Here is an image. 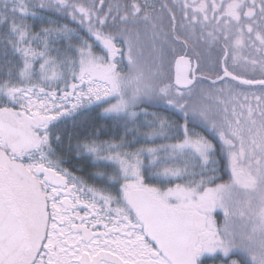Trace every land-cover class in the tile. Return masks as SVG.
<instances>
[{
	"label": "snow or ice",
	"instance_id": "snow-or-ice-1",
	"mask_svg": "<svg viewBox=\"0 0 264 264\" xmlns=\"http://www.w3.org/2000/svg\"><path fill=\"white\" fill-rule=\"evenodd\" d=\"M176 3L185 21L181 34L176 14L162 5L174 41L188 47L182 34L199 32L210 43L223 42L225 59L232 48L233 64L243 59L264 70V0ZM103 5L0 0V264H204L215 254L230 264H264V93H253L254 103L231 88L197 93L195 69L184 55L177 64L192 76L185 71L175 84L158 82L144 56L149 44L162 55L156 44L168 36L155 3L115 0L107 11ZM46 10L70 16L77 26H54ZM29 20L40 23L38 31ZM245 46L260 59L239 56ZM9 53L18 59H8ZM224 74L264 85L233 76L227 67ZM141 103L162 111L137 112ZM92 106L125 128L119 142L88 138L75 146L91 157L93 178L106 184L100 188L62 166L56 132L62 117ZM177 113L183 124L172 119ZM140 116L148 129L142 133ZM76 192L88 197L92 221L87 212L75 214L79 223L69 215L80 202ZM216 209L223 212V227L213 218ZM104 218L114 226L95 233Z\"/></svg>",
	"mask_w": 264,
	"mask_h": 264
},
{
	"label": "trees",
	"instance_id": "trees-1",
	"mask_svg": "<svg viewBox=\"0 0 264 264\" xmlns=\"http://www.w3.org/2000/svg\"><path fill=\"white\" fill-rule=\"evenodd\" d=\"M71 2H82L89 3L90 0H71ZM115 0H105L103 5L104 11H107V5L109 3H113ZM124 3L130 2V0H122ZM156 5V15L163 16V31L168 34L166 41H157L156 48L162 49V55H157L156 52L153 53L151 57V65L152 72L157 74V81L162 83H170L173 84V63L174 59L177 55L184 52L185 46L181 42H176L172 39V33L170 28V17L168 11H164L162 5L167 4L172 11L176 14V25H177V34H181L180 25L185 21L181 15V10L179 5L176 3V0H152ZM200 0H196V3H199ZM259 2V0H257ZM188 3H193V0H188ZM167 10V9H165ZM45 16L50 17L52 20L57 21V24L54 26H59L60 24H68L69 27H76V23L71 20L70 16H65L62 13H58L52 10H46L43 13ZM29 23H33L35 30H39L41 27L38 21L29 20ZM44 27L49 26L48 24H44ZM187 38L189 40L190 52L192 55L196 56L200 61V71L207 75L216 76L221 72V58L224 55L223 42H208L205 39L199 37V32L195 36H192L190 33H183L182 40ZM56 47H62L61 44H57ZM229 58L228 65L229 67L236 73L247 74V75H263L264 70L261 69L260 65L257 64L255 66L251 64L245 63L242 59L240 62L233 64V57L237 54L232 48H229ZM239 56L245 57L248 60L251 59H260L259 53H257L251 47H243L239 50ZM8 59L13 61L17 60L18 57H13L11 53H9ZM3 62V57L0 56V63ZM15 71V69H14ZM167 80V81H166ZM165 81V82H164ZM199 87L197 88V93H199V89H206L212 95H219V89H235L238 92H242L245 95H248L250 103H254L252 100V94L261 95L264 93V87H242L234 83L233 81L227 79L219 83H210L205 80H199L197 83ZM223 99V97H221ZM194 102L199 101L200 97L198 95L193 97ZM242 100V97H241ZM203 103L210 104L213 108H215V104L212 101L204 100ZM140 106L147 108L148 112H161L162 109L157 107H152L148 103H141ZM165 115H169V113L165 112ZM140 116L139 118H141ZM142 120L137 121L138 132H146L147 128L141 126ZM150 120L151 117L149 116ZM172 119L176 122L183 124V118L180 114H173ZM59 123V128L56 130L57 134L61 136L62 141H69L73 146L77 144V142H84L86 139H96L99 141H116L119 142L120 138L125 135L124 122L120 121L117 123L111 117H107L102 113V109L97 108L95 106L90 108H81L77 111L72 118H61V122ZM189 127H192L191 123ZM128 128H133V124L129 122ZM198 130L202 131L209 139L213 140V143L216 144L218 141L213 139V136L206 131L204 128L199 127ZM128 140H132V135L129 134L127 136ZM175 140L163 141L157 140L156 143H174ZM141 145L137 144L136 147H140ZM151 146V145H149ZM132 150V149H129ZM224 167V161H221V169ZM221 175L225 180L228 179L227 175L223 171H221ZM104 183V182H103ZM102 182L99 183L97 181V185H102ZM155 183V182H153ZM105 184V183H104ZM164 186V185H159ZM231 259L240 260V256L232 255ZM211 261L213 264H230L229 259L223 257L220 254L214 255L213 258L204 259V264Z\"/></svg>",
	"mask_w": 264,
	"mask_h": 264
},
{
	"label": "flooded vegetation",
	"instance_id": "flooded-vegetation-1",
	"mask_svg": "<svg viewBox=\"0 0 264 264\" xmlns=\"http://www.w3.org/2000/svg\"><path fill=\"white\" fill-rule=\"evenodd\" d=\"M160 1H164V0H160ZM104 3H105V0H104ZM97 6L100 7V5H97ZM66 142L69 143V141H63V144L61 148L58 149V152H60L61 150H64L65 147L63 146L66 145ZM53 146L55 147L56 145L54 144ZM60 154L63 156V159H64V163L62 164V166L66 168L68 171H70L71 173H73L75 176L82 178L88 186L97 187V181L101 183V180L93 178V173L97 171V168L94 166L93 161L90 156L84 153H62L60 152ZM65 195L67 196V200L69 202H73L72 194H69L66 192ZM75 195L80 197V202L76 205L75 209H73L69 213V215L72 216L73 218V222L74 223L80 222L76 218L75 214L84 216L85 212L88 213V216L86 217V219L88 221H92L94 213L92 212L91 209H88L85 207V203L87 202L88 197L82 195L79 192H76ZM97 208H99V205H97ZM105 224H108L109 228H112L114 226L113 223L109 222L108 218H104L100 223L96 224L95 227L92 228V230L97 234L103 233L106 231L104 228ZM213 256H208V257H205L204 259L207 260V259L213 258ZM207 264H213V263L209 261L207 262Z\"/></svg>",
	"mask_w": 264,
	"mask_h": 264
},
{
	"label": "water",
	"instance_id": "water-1",
	"mask_svg": "<svg viewBox=\"0 0 264 264\" xmlns=\"http://www.w3.org/2000/svg\"><path fill=\"white\" fill-rule=\"evenodd\" d=\"M181 55H184L185 58L188 61H190L191 68L195 69V77H196V80L194 81L195 84L201 79L205 80L207 82H210V83H213V82L219 83V82H222L224 80L229 79V80L233 81L234 83H236L237 85L242 86V87H264V85H260V84H251V85L243 84V83H241V81L233 80L231 76H226L224 74V68L227 67L228 71L231 72L233 74V76H240L243 80H254V81L264 80L263 75L251 76V75H247V74H240V73L234 72L228 65L229 50H228V58L225 59V52L221 58V72L219 75L212 76V75H207V74L203 73L202 71H200L199 59L196 56L191 54L189 46L185 47L184 52L177 55L174 59V63H173V84H175L176 77H177L178 73L183 75L185 73V71H187V74L189 75V77L192 76L191 69L186 70L183 63H180L179 65L177 64V61L179 60ZM217 77H220L221 79H217ZM215 83H213V84H215ZM177 87H180L183 90L182 85H178Z\"/></svg>",
	"mask_w": 264,
	"mask_h": 264
},
{
	"label": "rangeland",
	"instance_id": "rangeland-1",
	"mask_svg": "<svg viewBox=\"0 0 264 264\" xmlns=\"http://www.w3.org/2000/svg\"><path fill=\"white\" fill-rule=\"evenodd\" d=\"M164 9V8H163ZM164 11H167V10H165L164 9ZM120 45L118 44V47H119ZM153 53H154V51H153V48H152V46L149 44V46L148 47H146L145 48V50H144V56H145V59H146V61H147V66H148V68L152 71V65H151V57H152V55H153ZM167 81V80H166ZM165 82V81H164ZM93 107V106H92ZM142 108H145V107H143V106H139L138 108H136L135 110L137 111V112H139ZM147 109V108H146ZM80 110V109H79ZM78 110V111H79ZM143 119V116L141 117V118H139V120H142ZM197 131H200V130H198L197 129ZM200 132H202V131H200ZM203 133V132H202ZM204 134V133H203ZM204 135H206V134H204ZM69 145H71V148L69 147ZM76 146V145H75ZM75 146H73L71 143H68V142H66V145H64L63 147H65L64 148V150H61L60 152H62V153H78L76 150H75ZM101 182L103 183L104 181H102L101 180ZM105 183V182H104ZM102 184V185H97V187H105L106 186V184ZM213 218L215 219V221H216V224H217V226L218 227H223V225H224V215H223V212L220 210V209H216L214 212H213Z\"/></svg>",
	"mask_w": 264,
	"mask_h": 264
}]
</instances>
